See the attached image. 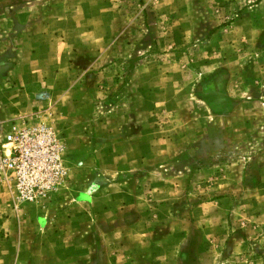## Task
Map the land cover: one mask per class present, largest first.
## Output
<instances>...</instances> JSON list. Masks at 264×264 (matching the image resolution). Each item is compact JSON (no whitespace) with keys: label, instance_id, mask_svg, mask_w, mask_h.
<instances>
[{"label":"rangeland","instance_id":"374dc122","mask_svg":"<svg viewBox=\"0 0 264 264\" xmlns=\"http://www.w3.org/2000/svg\"><path fill=\"white\" fill-rule=\"evenodd\" d=\"M61 138L0 264H264V0H0V147Z\"/></svg>","mask_w":264,"mask_h":264},{"label":"built area","instance_id":"2783aa9c","mask_svg":"<svg viewBox=\"0 0 264 264\" xmlns=\"http://www.w3.org/2000/svg\"><path fill=\"white\" fill-rule=\"evenodd\" d=\"M0 179L11 196L12 207L23 201L49 200L64 181L63 144L48 126L22 122L2 136Z\"/></svg>","mask_w":264,"mask_h":264}]
</instances>
